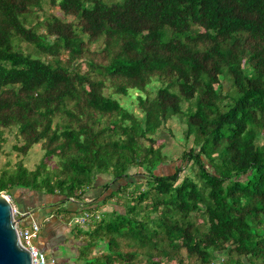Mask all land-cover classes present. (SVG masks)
<instances>
[{"label":"trees","instance_id":"trees-1","mask_svg":"<svg viewBox=\"0 0 264 264\" xmlns=\"http://www.w3.org/2000/svg\"><path fill=\"white\" fill-rule=\"evenodd\" d=\"M175 117L192 146L160 174ZM12 127L43 155L1 169L0 193L100 213L72 225L68 264H264V0H0V153ZM99 175L109 194L67 208Z\"/></svg>","mask_w":264,"mask_h":264},{"label":"crops","instance_id":"crops-1","mask_svg":"<svg viewBox=\"0 0 264 264\" xmlns=\"http://www.w3.org/2000/svg\"><path fill=\"white\" fill-rule=\"evenodd\" d=\"M130 180L134 179L130 178L129 181ZM109 181L110 177L99 175L94 185L84 192L80 202H68L66 207L78 208L81 207L83 203H92L95 205L109 194V190H103V185ZM117 186L118 184L115 183L110 188L115 189ZM10 196L13 199L11 202L12 205L23 214L19 216L21 225L29 224L31 221H35L39 224L40 231L34 239V243L50 260H53V262H49V264H68L75 261V259L73 261H70V259L76 258L79 242L74 238V234H72V225L58 215V212H56L58 207H53L54 202L57 200L56 197L18 188H15L13 192L11 191ZM111 200L105 204L108 208L103 207L101 211L112 210L113 204Z\"/></svg>","mask_w":264,"mask_h":264},{"label":"rangeland","instance_id":"rangeland-1","mask_svg":"<svg viewBox=\"0 0 264 264\" xmlns=\"http://www.w3.org/2000/svg\"><path fill=\"white\" fill-rule=\"evenodd\" d=\"M227 87L228 84H225V88ZM156 88H157L156 84L149 86V89L152 90L153 93L155 92ZM105 93L108 95L109 90H105ZM137 93L138 92L135 90H130L129 94L126 96L115 95V97L120 101V103L123 106L133 111L138 118H141L142 114L140 110L137 108L136 99H135ZM185 106L186 104H183V107ZM184 129H185L184 123L179 118L175 117L168 120L165 123V125L160 129H158L157 133L154 135V137L157 139V143L163 145V153H165L169 158V162L162 165L161 168L158 167L156 169L157 173L160 174L170 173L173 172L175 165H183L182 161L180 160L181 155L184 151L188 150L192 146V138H189L188 140L184 138V132H183ZM16 131H17L16 127H12L11 129L5 130L6 142L2 148V152L0 153V170L3 168L13 167L15 162L18 161L19 159L23 161L24 165L27 166V168L34 169L36 164L39 162L41 156L43 155V150L41 149L40 144H35L25 156L16 152L13 149V145L21 143L16 136ZM56 161L57 158L52 157L48 163L49 166L51 167L52 165H54ZM186 169L181 172L182 173L181 176L187 172ZM137 171L140 173L141 170L138 169ZM137 171H133L132 169L130 170V173L132 174L130 178L131 179L133 178L134 179L133 181L135 182L139 181V179L142 178L140 174L135 173ZM14 190L15 188L12 190V192ZM0 194H3L5 197H7L10 200V202H12L13 199L11 196H9L6 193H0ZM56 199L58 198L56 197ZM104 206L107 207L106 205ZM81 227L86 228V225ZM217 256L219 257V259L216 262V264H221L220 253H217ZM74 259L75 258H72L70 259V261H73ZM171 264H175V262Z\"/></svg>","mask_w":264,"mask_h":264},{"label":"water","instance_id":"water-1","mask_svg":"<svg viewBox=\"0 0 264 264\" xmlns=\"http://www.w3.org/2000/svg\"><path fill=\"white\" fill-rule=\"evenodd\" d=\"M12 203L0 194V264H32L31 254L19 241Z\"/></svg>","mask_w":264,"mask_h":264},{"label":"built area","instance_id":"built-area-1","mask_svg":"<svg viewBox=\"0 0 264 264\" xmlns=\"http://www.w3.org/2000/svg\"><path fill=\"white\" fill-rule=\"evenodd\" d=\"M12 212L14 218L18 219L16 223V228L18 232V238L20 243L28 249L31 254V263L32 264H49L53 262L48 256L34 243V239L37 237L40 226L37 222L31 221L29 224L21 225V219L19 216L23 214L18 211V209L12 205ZM100 213L98 211H84L81 215L74 217L69 224L73 225L75 223L84 226L90 220H98Z\"/></svg>","mask_w":264,"mask_h":264}]
</instances>
